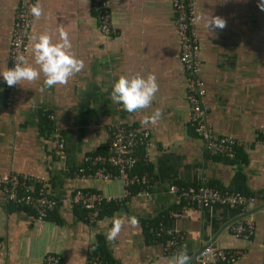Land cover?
Instances as JSON below:
<instances>
[{
	"label": "crops",
	"instance_id": "obj_1",
	"mask_svg": "<svg viewBox=\"0 0 264 264\" xmlns=\"http://www.w3.org/2000/svg\"><path fill=\"white\" fill-rule=\"evenodd\" d=\"M194 1L208 121L215 134L235 140L234 159L208 155L189 127L171 0H108L114 30L109 35L99 30L91 0H40L44 15L33 18L29 30V62L34 65L31 37L48 31L56 40L63 28L85 67L65 85L46 88L43 75L34 82L22 81L10 106L4 103L0 76V177L27 174L57 204L38 230L33 212L9 203L0 188V264H43L47 254L56 255L59 264H86L98 236L100 256L117 264H169L181 248H187L191 264L207 245L243 252L228 264H264V143L259 135L264 130V11L258 7L264 0ZM17 6L18 0H0V72L9 63ZM210 15L227 22L223 30L216 29L215 38L198 19ZM137 72L154 73L159 91L149 109L128 113L110 94L120 75ZM156 109H162V118L142 126L143 117ZM44 115L53 123L50 135L42 133ZM112 126L149 131L151 184L88 224L69 202L73 192L81 188L114 198L122 196L124 188L119 180H79L73 170L83 155L105 150ZM57 137L64 140L59 155ZM238 177L253 198L243 209L178 207L169 192L172 184L232 190ZM114 215L136 216L139 226L126 223L117 239L108 242ZM155 219L163 229L182 235L172 254H165L148 236L147 225ZM242 220L255 225L249 240L230 232Z\"/></svg>",
	"mask_w": 264,
	"mask_h": 264
},
{
	"label": "built area",
	"instance_id": "obj_2",
	"mask_svg": "<svg viewBox=\"0 0 264 264\" xmlns=\"http://www.w3.org/2000/svg\"><path fill=\"white\" fill-rule=\"evenodd\" d=\"M36 0H18L14 14L13 28L9 47V63L7 68L15 66V57L19 54L27 55L28 34L32 26L33 16L30 6ZM99 30L106 35L114 33L111 26L108 0H91ZM174 13V25L180 43L179 63L185 76L186 102L189 109L188 124L194 135L203 143L204 149L211 157L232 160L235 157V140L230 136H220L212 131L208 121L207 110L204 105V82L200 77L199 44L196 28V8L194 0H171ZM16 86L3 83V96L6 106L12 104ZM263 137L264 130L259 131ZM64 140L57 137L55 153H62ZM151 136L148 130L135 126H112L104 152L87 153L83 155L81 164L73 170V176L79 180H119L124 188L120 197H106L101 193L86 189H76L69 202L85 212L84 219L88 224L97 222L101 207L104 203L119 204L131 195V190L147 189L152 176L149 172L134 171L138 164L147 166L150 161L148 147ZM33 177L18 172H11L6 177H0V188L6 200L14 205L29 207L37 224V229L43 227L47 215L56 208V201L51 198L41 186L36 185ZM35 185L37 187H35ZM169 192L173 194L178 207L183 205L206 209L213 206L231 209H243L252 203L251 196H245L238 191L219 189L207 184L185 186L172 184ZM176 215V213H174ZM255 225L252 220L235 222L230 227L231 234L239 239L249 240L253 235ZM148 234L151 242H159L165 254H172L182 235L176 230H165L161 224L149 227ZM243 254L238 249L220 248L207 245L195 258L194 264H228ZM43 264H59V258L54 254H47ZM86 264H106L100 254L90 247ZM117 264V263H116Z\"/></svg>",
	"mask_w": 264,
	"mask_h": 264
},
{
	"label": "clouds",
	"instance_id": "obj_3",
	"mask_svg": "<svg viewBox=\"0 0 264 264\" xmlns=\"http://www.w3.org/2000/svg\"><path fill=\"white\" fill-rule=\"evenodd\" d=\"M258 7L264 11V2L260 3ZM30 14L36 20L44 15L40 0H36V3L30 6ZM198 19L203 21L208 36L214 38L216 29L223 30L227 26L226 20L217 15L201 16ZM31 39L35 41L32 49L35 66L24 54L17 55L14 59L15 66L0 72V76L8 86L20 85L22 81H37L41 75L44 77L43 83L46 88L65 85L72 76L84 69V61L73 52L69 33L63 28L59 30L56 40L48 31H44L38 36H32ZM43 90L44 88H41V91ZM158 91L159 83L154 73H148L145 76L137 72L131 76L120 75L113 84L110 95L113 103L122 105L128 113H135L149 109ZM162 115V109H156L151 114L145 115L140 123L142 126L155 125ZM126 223L132 227H138L139 219L136 216L114 215L111 227L106 234L107 241L114 242ZM190 260L187 248H181L170 258L169 264H188Z\"/></svg>",
	"mask_w": 264,
	"mask_h": 264
},
{
	"label": "trees",
	"instance_id": "obj_4",
	"mask_svg": "<svg viewBox=\"0 0 264 264\" xmlns=\"http://www.w3.org/2000/svg\"><path fill=\"white\" fill-rule=\"evenodd\" d=\"M41 125H42V127H43V129H42V133L43 134H45V135H50L52 132H53V130H54V128H53V123L49 120V118H48V116L47 115H44L43 116V118L41 119ZM101 153H102V151H100ZM100 152H96V153H100ZM104 152V151H103ZM226 160V159H225ZM151 169H150V167H149V163L147 164V166H144V165H141V164H138L136 167H135V169H134V171H136V172H138V173H143L144 171H147V172H149V173H151V171H150ZM137 188H135V189H132V191H131V194H134V193H136L137 192ZM232 190H234V191H238V192H240L241 194H243V195H245V196H250L251 194H248L247 193V191L245 190V188H244V183H243V180L240 178V177H238L237 178V180H236V182H235V184H234V188L232 189ZM111 206V210L109 209V210H107V211H104V209L106 208V206ZM16 207H19V208H26V209H30L29 207H27V206H21V205H15ZM115 204L114 203H104L103 205H102V207H101V214H100V216L101 215H103L104 214V212H105V214L107 213V214H109L113 209H115ZM77 209H78V215H79V217L80 218H83L84 219V216H85V212L83 211V210H80L78 207H76ZM31 210V209H30ZM32 211V210H31ZM53 214H52V212L51 213H49L48 215H47V217L48 218H50V216H52ZM99 216V217H100ZM56 221H58L59 222V220H57L56 219ZM159 219H155L154 221H152L150 224H148L147 225V228H146V230L148 231V228L149 227H153V226H157L158 225V223H159ZM148 233V232H147ZM148 236H149V234H148ZM149 238H150V236H149ZM101 246H102V240H101V238L98 236V238H97V242H96V244L93 246V248L96 250V251H98V252H101ZM101 258H103V260H105L106 261V264H116L115 262L114 263H112L111 261H109L107 258H105V257H103V256H101ZM194 263V262H193ZM193 263H191V264H193Z\"/></svg>",
	"mask_w": 264,
	"mask_h": 264
},
{
	"label": "water",
	"instance_id": "obj_5",
	"mask_svg": "<svg viewBox=\"0 0 264 264\" xmlns=\"http://www.w3.org/2000/svg\"><path fill=\"white\" fill-rule=\"evenodd\" d=\"M202 249H203V248H202ZM201 252H202V250H201L198 254H200ZM198 254H197V255H198ZM197 255H196V256H197ZM196 256H195L194 258H192V260H194V259L196 258ZM197 258H199V257H197ZM190 261H191V260H190Z\"/></svg>",
	"mask_w": 264,
	"mask_h": 264
}]
</instances>
